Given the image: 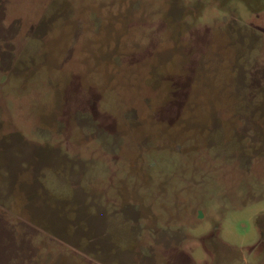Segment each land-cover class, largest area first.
<instances>
[{
    "label": "rangeland",
    "instance_id": "obj_1",
    "mask_svg": "<svg viewBox=\"0 0 264 264\" xmlns=\"http://www.w3.org/2000/svg\"><path fill=\"white\" fill-rule=\"evenodd\" d=\"M0 264H264V0H0Z\"/></svg>",
    "mask_w": 264,
    "mask_h": 264
}]
</instances>
